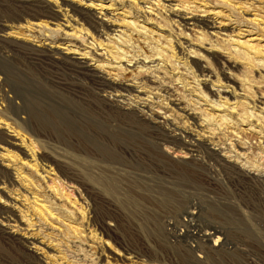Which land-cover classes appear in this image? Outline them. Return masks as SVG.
<instances>
[{
	"label": "rangeland",
	"instance_id": "rangeland-1",
	"mask_svg": "<svg viewBox=\"0 0 264 264\" xmlns=\"http://www.w3.org/2000/svg\"><path fill=\"white\" fill-rule=\"evenodd\" d=\"M0 264H264V0H0Z\"/></svg>",
	"mask_w": 264,
	"mask_h": 264
},
{
	"label": "bare ground",
	"instance_id": "bare-ground-1",
	"mask_svg": "<svg viewBox=\"0 0 264 264\" xmlns=\"http://www.w3.org/2000/svg\"><path fill=\"white\" fill-rule=\"evenodd\" d=\"M22 4H27V5H32L31 3H29V2H26V1H20ZM35 3H39L40 4V1L39 2H35ZM34 4V3H33ZM41 5V7H43L42 6V4H40ZM29 7V6H28ZM25 8V7H24ZM40 8V7H39ZM165 8V7H164ZM35 9V8H34ZM40 10V9H39ZM166 11H170V9L168 8V9H165ZM164 10V11H165ZM42 12V11H41ZM172 12V11H171ZM35 13V12H34ZM47 13H50V11H46V14ZM173 14V13H172ZM178 17L179 19H180V21H183V17H181L180 15H177L176 13H174V17ZM86 18L88 19V21L89 22H91V23H93L94 25L95 24H97V22H94V20H93V18L92 17H88V15H86ZM191 20V19H190ZM193 21V20H192ZM188 22V21H187ZM195 24V22H192V24ZM91 78L93 79V80H95V81H98V82H101L106 88H111V87H114L113 85H111V83H105L104 81H102V80H100L99 78H97L96 76H91ZM161 91H164V92H166V93H168V91L166 90L165 91V89H161ZM169 94V93H168ZM164 99H166V100H169V96H167L166 98H164ZM102 100H104V101H108V98H102ZM171 101V100H170ZM173 101V100H172ZM175 105V104H174ZM133 112H134V110H133ZM197 125V124H196ZM193 139V138H192ZM201 139H196V140H193V144H190V145H188V146H190V149H192V148H200L201 146H203L202 145V143H201ZM7 143V142H6ZM204 147V151H205V154L207 155V157L208 158H210V159H212V158H216L217 157V154H215V153H213V151H210V150H208V148H206L205 146H203ZM212 157V158H211ZM213 160V159H212ZM214 161H217L216 159H214ZM189 212V211H188ZM216 232H218V231H216L215 229H214V231L213 232H207V234H203V236H205V235H208V236H211V235H213V234H215ZM218 239V238H217Z\"/></svg>",
	"mask_w": 264,
	"mask_h": 264
}]
</instances>
